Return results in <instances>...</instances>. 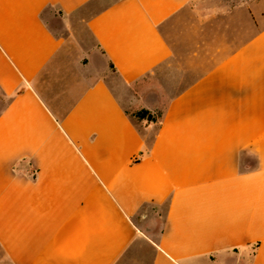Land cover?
<instances>
[{"label":"crops","instance_id":"1","mask_svg":"<svg viewBox=\"0 0 264 264\" xmlns=\"http://www.w3.org/2000/svg\"><path fill=\"white\" fill-rule=\"evenodd\" d=\"M192 1L0 0V264H120L142 246L144 264H264L261 3L158 124L61 61L79 19L129 87L170 59L162 30Z\"/></svg>","mask_w":264,"mask_h":264},{"label":"rangeland","instance_id":"2","mask_svg":"<svg viewBox=\"0 0 264 264\" xmlns=\"http://www.w3.org/2000/svg\"><path fill=\"white\" fill-rule=\"evenodd\" d=\"M254 1L264 8V0H193L162 30L171 48L170 59L129 87L122 85L114 72L100 63L102 59L93 52L94 46L81 29L79 19L73 20L71 30L62 36L66 44L61 61L64 69L76 79L89 82L103 79L109 83L128 114L135 110L129 104L131 97L153 105L156 113H162L173 96L248 39L252 29L245 7ZM78 16L76 14V18ZM152 134L146 136L148 143ZM149 212L157 215L153 229L157 233L161 227V211L153 209ZM145 254L146 248L142 246L128 252L120 264H144L141 257Z\"/></svg>","mask_w":264,"mask_h":264},{"label":"trees","instance_id":"3","mask_svg":"<svg viewBox=\"0 0 264 264\" xmlns=\"http://www.w3.org/2000/svg\"><path fill=\"white\" fill-rule=\"evenodd\" d=\"M126 114L131 120H136V121L144 120L148 123H154V124H158L163 116V112L162 113L150 112L146 109H140L138 111H135L133 114H128V113Z\"/></svg>","mask_w":264,"mask_h":264}]
</instances>
